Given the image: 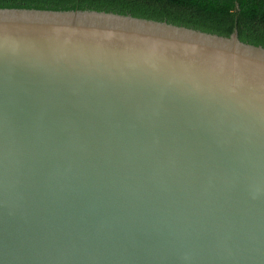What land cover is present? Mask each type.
<instances>
[{
	"label": "water",
	"instance_id": "1",
	"mask_svg": "<svg viewBox=\"0 0 264 264\" xmlns=\"http://www.w3.org/2000/svg\"><path fill=\"white\" fill-rule=\"evenodd\" d=\"M0 264H264V47L0 8Z\"/></svg>",
	"mask_w": 264,
	"mask_h": 264
},
{
	"label": "trees",
	"instance_id": "2",
	"mask_svg": "<svg viewBox=\"0 0 264 264\" xmlns=\"http://www.w3.org/2000/svg\"><path fill=\"white\" fill-rule=\"evenodd\" d=\"M0 8L96 10L231 36L264 47V0H0Z\"/></svg>",
	"mask_w": 264,
	"mask_h": 264
}]
</instances>
